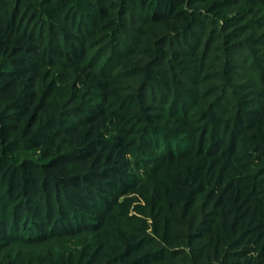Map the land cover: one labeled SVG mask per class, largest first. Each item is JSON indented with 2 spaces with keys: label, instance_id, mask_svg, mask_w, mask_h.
I'll list each match as a JSON object with an SVG mask.
<instances>
[{
  "label": "trees",
  "instance_id": "trees-1",
  "mask_svg": "<svg viewBox=\"0 0 264 264\" xmlns=\"http://www.w3.org/2000/svg\"><path fill=\"white\" fill-rule=\"evenodd\" d=\"M0 264H264V0H0Z\"/></svg>",
  "mask_w": 264,
  "mask_h": 264
}]
</instances>
